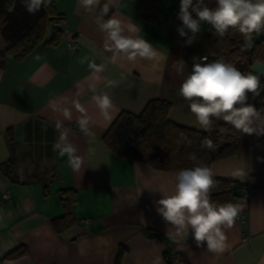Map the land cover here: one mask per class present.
Wrapping results in <instances>:
<instances>
[{"label":"crops","instance_id":"0c3cea01","mask_svg":"<svg viewBox=\"0 0 264 264\" xmlns=\"http://www.w3.org/2000/svg\"><path fill=\"white\" fill-rule=\"evenodd\" d=\"M54 1L62 21L49 28L46 40L25 60L7 58L0 67V197L10 194L0 202V264H116L121 249L122 264H170L166 257L175 251L182 253L183 264H264V135H249L246 154L211 167L215 179L248 184L252 190L248 201L233 202L242 208L233 226L225 229L227 246L222 252L197 246L191 233L176 235L157 213L154 202L162 198L157 190L171 194L177 171H157L116 157L104 143L122 112L140 115L157 99L172 105L170 119L175 124L207 131L197 125L178 89L193 57L201 54V37L213 31L211 26L203 23L188 46L177 32L182 25L177 19L181 0H150L155 6L151 19L141 8L146 0H99L90 11L80 0ZM106 3L108 16L115 14L138 26V36L158 50L155 60L130 63L121 55L113 62V53L105 49L106 33L99 28ZM205 3L215 7L216 0ZM55 27L62 31V40L51 45ZM73 42L76 48H71ZM4 50L0 33V53ZM178 59L187 64L183 74L174 67ZM90 62L103 70L90 69ZM102 93L113 101L110 119L92 100ZM259 106L264 108V102ZM84 115L90 117L89 134L78 123ZM9 130L13 151L6 136ZM60 131L67 133L81 157L79 170L54 150ZM4 164L12 167L11 176L2 170ZM238 168L246 170L243 180L233 175ZM67 189L78 195L73 207L76 223L58 234L52 221L65 214L59 192ZM85 219L90 225L83 224ZM23 249L27 253L22 257L7 259Z\"/></svg>","mask_w":264,"mask_h":264},{"label":"clouds","instance_id":"9594fccd","mask_svg":"<svg viewBox=\"0 0 264 264\" xmlns=\"http://www.w3.org/2000/svg\"><path fill=\"white\" fill-rule=\"evenodd\" d=\"M21 3L30 15H35L52 0H21ZM80 4L90 11L99 5V0H80ZM109 10L107 3L101 8L99 28L106 33L105 49L113 53V62L121 55L130 63L155 60L158 50L138 36V26L115 14L108 16ZM192 13L197 18H193ZM105 16H108L106 20L103 19ZM177 19L182 22L177 32L186 38L184 43L188 46L195 41L203 23L210 25L214 35L219 37H223L230 28L248 37L264 31V0H216L215 7L211 8L205 0H196L195 3L194 0H181ZM186 66L183 59L174 64L180 74L184 73ZM89 67L96 72L103 70L94 62H90ZM261 76L254 68L242 72L223 59L209 62L206 56L193 57L191 70L182 80L178 94L188 101L190 112L201 129L208 130L215 119L230 124L243 134L260 136L264 135V108L248 103V98L249 94L258 97L264 91L260 86ZM92 100L101 115L110 119L114 108L111 97L107 93L95 94ZM81 111L86 112L84 109ZM65 116H69L67 111ZM78 123L82 132L90 133V117L84 115ZM57 128L59 130L60 126ZM201 147L212 150L214 145L205 138ZM54 150H58L60 156H67L74 170L80 169L81 157L66 132L60 131ZM189 158L195 161L196 154L191 153ZM233 175L243 180L247 173L245 169L238 168ZM215 184L213 170L208 166L197 164L182 168L176 172L174 191L165 194L164 188L158 189L162 198L154 203L157 213L175 229L176 235L191 233L197 246L206 244L209 250L222 252L227 246L225 229L233 226L242 206L232 202H213L211 190Z\"/></svg>","mask_w":264,"mask_h":264},{"label":"trees","instance_id":"16d2710c","mask_svg":"<svg viewBox=\"0 0 264 264\" xmlns=\"http://www.w3.org/2000/svg\"><path fill=\"white\" fill-rule=\"evenodd\" d=\"M141 8L151 19L150 11L155 10L154 3L146 0ZM61 21L54 0L50 5L42 6L35 15H30L25 10L21 0H0V33L5 45L4 52L0 53V67H4L7 58L25 60L46 40L49 28ZM258 34L245 37L237 29L230 28L223 37H219L214 35L213 30L202 35L199 52L206 55L209 62L223 59L234 66L241 63V71L247 72L257 62H264V36L257 39ZM61 40L62 31L55 27L48 43L57 45ZM260 86L264 89V79ZM249 100L250 104L260 108L259 105L264 102V91L258 97L249 94ZM171 109L169 102L157 99L150 101L140 115L122 112L106 132L105 145L116 157L140 162L162 172H174L197 164L211 168L217 162L249 151V134H243L230 124L215 119L206 132L185 128L171 121ZM6 136L13 151L15 143L12 130ZM205 138L213 142L212 150L201 147ZM191 153L196 154L195 161L189 158ZM11 169L8 164L2 165V170L8 176L12 175ZM215 181V187L211 190L213 202L233 203L243 200L242 190L246 184L220 179ZM59 197L65 214L52 221V227L58 234L76 223L73 207L78 202L77 192L73 189L60 191ZM26 253V249L16 251L7 256V259H18ZM124 255L125 250L121 249L116 264L123 263Z\"/></svg>","mask_w":264,"mask_h":264},{"label":"built area","instance_id":"2783aa9c","mask_svg":"<svg viewBox=\"0 0 264 264\" xmlns=\"http://www.w3.org/2000/svg\"><path fill=\"white\" fill-rule=\"evenodd\" d=\"M259 34L264 36V31L260 32ZM70 46H71V48H76L78 46V44L76 42H73ZM205 56L206 55L200 54L197 57L203 58ZM251 195H252L251 187L248 184L244 185L243 190H242L243 200L248 201L251 198ZM9 196H10V194H8V193H5L4 195H2L0 197V202H4L5 200H7L9 198ZM241 219L245 220L246 218L242 217ZM82 222L84 225H87V226L90 225V221L87 219L83 220ZM244 242L246 245H249V239L248 238L245 239ZM166 259L170 264H183V262H184L183 255L180 251H175V252L167 255Z\"/></svg>","mask_w":264,"mask_h":264},{"label":"water","instance_id":"95a60500","mask_svg":"<svg viewBox=\"0 0 264 264\" xmlns=\"http://www.w3.org/2000/svg\"><path fill=\"white\" fill-rule=\"evenodd\" d=\"M253 68L256 72L261 73L262 76L260 77V80L262 81L264 79V62H257ZM252 68V69H253Z\"/></svg>","mask_w":264,"mask_h":264},{"label":"rangeland","instance_id":"374dc122","mask_svg":"<svg viewBox=\"0 0 264 264\" xmlns=\"http://www.w3.org/2000/svg\"><path fill=\"white\" fill-rule=\"evenodd\" d=\"M236 67H237L239 70H241V68H242V64H241V63H238Z\"/></svg>","mask_w":264,"mask_h":264}]
</instances>
